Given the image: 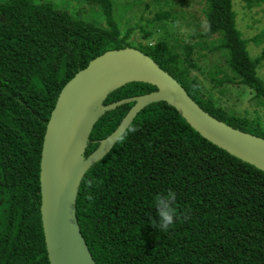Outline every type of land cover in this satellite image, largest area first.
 Instances as JSON below:
<instances>
[{
    "label": "trees",
    "instance_id": "16d2710c",
    "mask_svg": "<svg viewBox=\"0 0 264 264\" xmlns=\"http://www.w3.org/2000/svg\"><path fill=\"white\" fill-rule=\"evenodd\" d=\"M197 1L206 29L189 35L182 53L166 40L132 47L113 18L111 0H87L102 10L108 28L49 1L0 0V264H49L40 216L43 136L63 86L106 51L139 50L210 116L264 138L257 120L204 95L191 57L199 40L210 39L209 50L232 74L217 83L236 81L264 107V82L257 75L264 48L259 56L248 55L233 0ZM245 1L248 7L264 4ZM165 18L159 14L149 23ZM252 41L258 44L260 37ZM221 72L215 65L213 74ZM155 89L126 82L108 91L101 105ZM133 105L119 103L95 118L83 159L119 128ZM76 219L96 264H264V172L203 138L160 100L144 106L85 169L76 188Z\"/></svg>",
    "mask_w": 264,
    "mask_h": 264
},
{
    "label": "water",
    "instance_id": "95a60500",
    "mask_svg": "<svg viewBox=\"0 0 264 264\" xmlns=\"http://www.w3.org/2000/svg\"><path fill=\"white\" fill-rule=\"evenodd\" d=\"M131 81L147 82L156 89L105 107L100 101L103 111L122 102L134 101V105L119 128L101 141L99 148L89 156L95 157L90 164L109 150L144 106L163 100L203 138L264 172V138L232 128L210 116L173 77L139 50L126 47L106 51L63 86L43 136L39 164L40 216L49 264H96L76 219V188L90 165L82 172L76 169L77 135L91 100L102 91L107 90L104 97L108 91ZM93 121L85 134L83 149ZM104 141H110V145L101 152Z\"/></svg>",
    "mask_w": 264,
    "mask_h": 264
},
{
    "label": "rangeland",
    "instance_id": "374dc122",
    "mask_svg": "<svg viewBox=\"0 0 264 264\" xmlns=\"http://www.w3.org/2000/svg\"><path fill=\"white\" fill-rule=\"evenodd\" d=\"M30 1L33 3L49 1L56 8L68 10L76 18L108 28L102 10L99 7L90 6L87 0ZM111 3L113 18L120 33L123 36L127 35L126 41L132 47L146 42L166 40L177 51L183 53V44L188 42V36L206 29L203 5L197 0H111ZM233 9L236 14V26L243 38L248 40L246 45L248 55L252 58L261 55L264 48V4H252L248 7L245 0H233ZM159 14H167L168 18L158 23H149ZM145 33L150 34L148 39L143 37ZM255 36L260 37L258 44L252 41ZM198 42L200 46H196L191 54L198 69L193 70L192 74L202 82L204 95L225 110L247 117L249 120H257L264 129V107L255 103L249 88L238 85L236 81H224L218 84L216 79H223L225 75L232 77V74L225 67L223 57L218 52L209 50L210 39H202ZM215 65L219 66L223 72L213 74ZM257 75L264 82V62L258 67ZM106 91L100 92L95 99L91 100L82 117L75 150L78 172H82L95 158L91 156L83 160L81 152L89 125L103 111L100 101ZM109 145L110 141H104L99 150L102 152Z\"/></svg>",
    "mask_w": 264,
    "mask_h": 264
},
{
    "label": "bare ground",
    "instance_id": "6f19581e",
    "mask_svg": "<svg viewBox=\"0 0 264 264\" xmlns=\"http://www.w3.org/2000/svg\"><path fill=\"white\" fill-rule=\"evenodd\" d=\"M103 88H104V87H103ZM103 88H101V89H103ZM101 89H99V90H101ZM99 90H98V91H99ZM98 91H97V92H98Z\"/></svg>",
    "mask_w": 264,
    "mask_h": 264
}]
</instances>
